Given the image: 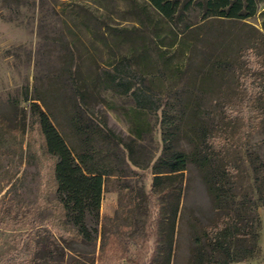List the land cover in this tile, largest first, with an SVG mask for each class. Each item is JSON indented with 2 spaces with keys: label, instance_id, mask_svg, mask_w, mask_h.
Here are the masks:
<instances>
[{
  "label": "rangeland",
  "instance_id": "rangeland-1",
  "mask_svg": "<svg viewBox=\"0 0 264 264\" xmlns=\"http://www.w3.org/2000/svg\"><path fill=\"white\" fill-rule=\"evenodd\" d=\"M258 1L259 13L247 21H203L198 10L192 11L186 18L191 29L180 34L199 50L216 49L228 60L231 77L221 88L230 97L238 96L240 103L245 101L244 106L250 105L246 104L250 95H264V0ZM149 18L158 21L146 0H0V264H70L75 258L87 264H106L112 258L113 264H163L156 256L165 252L170 240V264H194L197 257L207 264L211 259L224 260L212 254L207 244V233L219 216L200 172L192 166L185 172L180 208L173 220L164 212L162 195L152 190V166L136 167L126 152L117 158L111 147L104 148L109 155L104 168L115 175L104 186L100 220L112 219L110 227L119 234L106 240L104 250L101 223L90 245L78 242L71 250L56 242H61L66 230L64 211L55 194L54 160L34 124L32 105L46 112L68 144L78 148L70 124L72 78L105 71L107 62L119 58L124 45L148 48L153 41ZM183 28L181 23L178 29ZM114 36L118 38L115 43ZM102 95L109 105L91 106L95 110L92 123L104 115L116 134L128 138L130 122L125 114L135 108L133 99L108 90ZM215 98L208 95L203 103L215 105ZM244 106L230 119L236 125L241 184L246 190L252 184L246 139L255 142L259 137L249 136L256 112ZM139 115L145 136L140 144L145 153L153 151L156 160L162 153V112L139 110ZM257 215L259 250L254 258L232 264H264V208L260 204ZM91 225L97 227L94 219Z\"/></svg>",
  "mask_w": 264,
  "mask_h": 264
},
{
  "label": "trees",
  "instance_id": "trees-1",
  "mask_svg": "<svg viewBox=\"0 0 264 264\" xmlns=\"http://www.w3.org/2000/svg\"><path fill=\"white\" fill-rule=\"evenodd\" d=\"M146 2L158 16V21L147 20L152 23L148 22L153 34L151 45L147 48L145 45L121 44L124 45L123 52L119 58L107 62L108 69L85 78H72L74 111L70 115V124L78 139V148L68 144L46 112L37 104L32 105L34 124L39 126L46 153L54 160L55 194L64 211L66 230L60 235L61 242H56L71 250L78 242L90 245L97 238L101 223L105 239L101 250H104L106 240L119 234L110 227L112 219L100 220L103 189L107 179L115 175L112 170L104 168L109 158L104 148L111 147L117 158L126 152L128 160L136 167L152 166V190L162 195L164 212H169L173 220L180 208L184 174L191 166L196 168L219 216L206 239L212 254L222 255L224 260L211 259L208 264H232L252 259L259 250L257 207L260 204L264 208V95L247 97L246 104L251 106H244L245 101H237L238 96L230 97L221 88L231 77L228 60L217 54L216 49H211V52L199 50L180 34L191 29L192 23L186 18L192 11L198 10L203 21H247L259 13V1ZM181 23L184 24L182 30L178 29ZM117 37H113V43ZM104 45L110 47L107 42ZM107 90L120 96H130L134 101L135 108L126 110L125 114L130 122L128 138L116 134L104 115L92 123L95 110L91 106L109 105L102 95ZM208 95H217L215 105L209 101L203 103ZM242 106L256 112L255 127L249 136L259 137L255 142L246 139L245 156L252 175V184L246 190L241 184L243 168L240 147L236 143V125L230 119V115L239 112ZM139 110L162 112V153L156 160L153 151L145 153L144 145L140 144L145 136L140 130ZM120 160L123 162L121 157ZM170 199H175V202L171 204ZM93 219L97 227H92ZM173 230L174 224L171 232ZM164 249L163 254L156 256V261L170 264L171 240ZM113 259L106 264H113ZM193 262L207 264L199 257ZM70 264L87 263L75 258Z\"/></svg>",
  "mask_w": 264,
  "mask_h": 264
}]
</instances>
